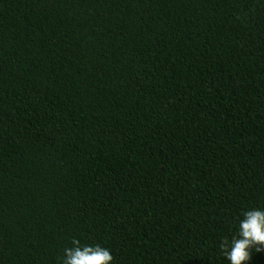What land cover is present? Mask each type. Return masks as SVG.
I'll return each mask as SVG.
<instances>
[{"label":"trees","instance_id":"obj_1","mask_svg":"<svg viewBox=\"0 0 264 264\" xmlns=\"http://www.w3.org/2000/svg\"><path fill=\"white\" fill-rule=\"evenodd\" d=\"M254 207L264 0H0V264H230Z\"/></svg>","mask_w":264,"mask_h":264},{"label":"clouds","instance_id":"obj_2","mask_svg":"<svg viewBox=\"0 0 264 264\" xmlns=\"http://www.w3.org/2000/svg\"><path fill=\"white\" fill-rule=\"evenodd\" d=\"M264 250V208L254 207L242 213L236 234L231 240H221L219 249L230 264H246L251 259L252 249ZM114 257L108 248L99 243L82 245L72 238L71 247L63 249L61 264H112Z\"/></svg>","mask_w":264,"mask_h":264}]
</instances>
